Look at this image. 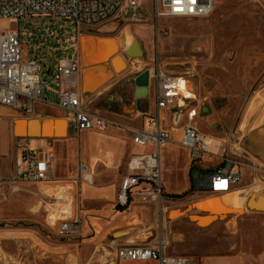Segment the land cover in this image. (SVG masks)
<instances>
[{
	"label": "rangeland",
	"instance_id": "1",
	"mask_svg": "<svg viewBox=\"0 0 264 264\" xmlns=\"http://www.w3.org/2000/svg\"><path fill=\"white\" fill-rule=\"evenodd\" d=\"M120 1L126 3V0ZM103 24L114 27V30L101 32L99 27ZM154 24L147 6L130 9L123 15L122 20H108L94 26L78 24L72 18L59 16L33 15L21 19L0 20V28L19 30L25 54L36 57L42 64L48 98L52 102L56 101L55 91L58 87L55 76L48 74V69H55L63 57L73 54L79 57L83 35L106 34L108 37L114 36L113 39L99 42L92 55L85 54L86 62L90 64L98 59L105 60L113 53L114 47L124 51L126 44L129 47L138 39L144 49L143 57L133 49L131 56L137 58H130L129 65L120 73L127 72L130 82L141 70L137 69L133 62L141 60L144 66L150 61L155 49L159 50L163 63L178 72H185L192 63L195 64V75L191 81L196 95L194 105L198 108L197 125L203 133L213 137L237 133L247 135L250 128L264 122V0H216V8L209 17L161 18L158 28ZM116 65L118 72L125 68L118 62ZM103 68L106 69V65ZM97 77L95 74L90 85ZM86 89L89 87L86 86ZM128 89L125 87V90ZM164 120L165 125L172 124L167 114ZM58 127V134H64L62 127ZM174 130L180 132L179 127ZM75 135L76 132L68 137ZM171 144L165 163L173 167L179 165L178 170L183 173L185 164L179 162L186 160L184 150L179 149L176 141ZM210 161L211 159L204 158L198 164L189 166V177L195 182L203 170L215 168L216 162ZM126 170V166L121 168L122 177ZM177 174L173 173L171 180L174 186L179 184L182 187L185 185V179L181 174ZM191 185L192 181L187 188L183 187L178 192H167L166 195V226L170 235L171 253L197 260L194 255L196 249L205 248L218 254L231 253L237 248L252 255L264 251V212L246 210V201L252 191L247 193L240 187L230 194H238V198L216 199L215 203L229 201L231 205L226 209H218L222 215L213 216L199 214L200 212L194 210L193 206L198 202L195 196L206 195L194 194ZM186 191L188 194L184 197L174 196ZM229 212L233 213L227 214ZM230 219L237 222L235 235L227 226ZM0 223H4L0 228H26L28 231L24 236L0 239L3 258H0V264L132 263L116 258L112 235L104 240L105 245L98 249L94 247L90 257L87 256L88 251L81 256L82 245L78 247V252L72 250L71 245L78 246L85 238L80 234L62 237L58 233V225H49L43 214L32 215L15 211ZM122 234L124 233L119 235Z\"/></svg>",
	"mask_w": 264,
	"mask_h": 264
},
{
	"label": "built area",
	"instance_id": "2",
	"mask_svg": "<svg viewBox=\"0 0 264 264\" xmlns=\"http://www.w3.org/2000/svg\"><path fill=\"white\" fill-rule=\"evenodd\" d=\"M259 1V0H255ZM147 6L157 28L161 18L202 19L215 10L216 0H0V20L21 19L27 16H59L72 18L78 24L94 26L108 20H122L130 9ZM140 20L139 18H136ZM18 29L0 28V105L13 109L19 116H34L38 104L62 110L68 126L75 132L116 128L130 133L135 145L146 148L134 153L127 163L118 191V203L128 206L134 201L156 208L154 225L142 228L146 238L136 243L119 244L117 257L128 261H153L154 264H197L185 255L170 254V235L167 230L168 207L163 184L162 150L173 141L175 127L180 128L179 144L189 151L191 162L202 159L216 162L214 169L203 171L193 183L194 194H229L239 187L260 186L264 191V160L252 156L244 148L243 135L226 134L213 137L200 131L197 125L198 108L192 87L195 64L185 72L168 68L155 49L141 72H150V91L155 107L146 113L148 121L142 126L125 115H111L91 108L92 94L81 86V61L77 54L63 57L48 74L57 82L56 101L48 99L45 72L36 57L25 54ZM179 114L177 115V113ZM170 116L171 125L164 124ZM28 139V138H23ZM32 140V139H29ZM46 148H31L23 143L9 178L3 177L0 164V186L15 192L19 185L51 180L55 176L51 142ZM79 179L93 182L88 166L79 162ZM81 214L62 219L58 233L63 237L78 235L83 227ZM140 231V230H137Z\"/></svg>",
	"mask_w": 264,
	"mask_h": 264
},
{
	"label": "crops",
	"instance_id": "3",
	"mask_svg": "<svg viewBox=\"0 0 264 264\" xmlns=\"http://www.w3.org/2000/svg\"><path fill=\"white\" fill-rule=\"evenodd\" d=\"M113 28L104 24L99 27L103 33L113 31ZM127 46L126 44V48ZM141 47L144 51L142 45ZM79 51L81 86L85 94H92V97H94L91 108L111 115H125L133 118L135 119L134 123L138 126H142L148 121L146 113L152 111L155 107L152 92L150 91L147 97L138 98L135 94V77L132 82H130L127 72L114 77L116 74L110 59H108V64H105L106 69H104V74L107 77L106 81L94 91L86 89L85 69L93 65L83 61L81 44ZM124 59L127 62L125 57ZM94 76L95 74H91L88 77L89 84ZM125 87L129 89L125 90ZM46 91L48 97V88ZM34 116L41 118L43 122L61 116L68 123L67 119L64 118V112L55 106L38 104ZM18 117L21 116L17 115L13 109L0 105V164L3 177L9 178L11 176L14 164L21 154L19 145L26 143L31 148L43 149L48 147V141L51 142V150L54 156L55 176L47 181L20 184L19 189L15 192L8 187L0 186V221L5 219L7 215H12L17 211L32 215L43 214L46 216L49 225L57 226L60 220L73 218L81 214L84 224L80 235L85 239L78 246L76 245L77 247L72 244L71 249L78 252V247L82 245L81 250L83 252L81 256L88 251L87 256L89 257L92 255L94 247L98 249L101 245H105L103 242L110 235L114 238L112 245L116 246L115 255L117 259H119L117 257V246L119 244L136 243L146 238L147 233L141 232V229L154 225L156 208L151 204H143L137 201L128 206H121L118 203V191L123 178L121 168L123 166L127 168L128 160L132 154L145 151L146 148L135 145L130 133L116 128L83 130L76 133L78 138H76V135L72 138L67 136L62 139L40 138L29 140L17 138L14 132V121ZM180 132L174 130L172 135L173 142L176 141L179 149L184 150L186 155V160L179 162V164H185L184 174L178 170L179 165L173 167L171 164L167 163L166 165L165 163L167 151L172 144L169 143L162 150L163 184L166 195L167 192H178L183 187L187 188L191 181V186H193L194 182L192 177H189L190 169L188 167L193 164L189 157V151L179 144ZM243 144L249 154L264 160V122L250 128L247 135H243ZM79 161H83L88 166L93 177L92 183L79 179L77 173ZM206 171L210 170L207 169ZM175 172L181 174L185 179L184 186L180 187L179 184L174 186L171 175ZM13 194L15 195L11 196ZM225 195L227 194L219 196L223 197ZM203 201L201 199L199 202ZM215 212L223 214L219 210ZM199 214L207 215L208 213L200 212ZM227 226L231 233L235 235L237 222L235 223L234 220L230 219ZM119 232L124 234L119 235L121 234ZM27 234L26 228H0V239L20 237ZM116 234L119 236L116 237ZM169 253L176 254L170 251ZM194 255L197 257V264H264V251L252 255L250 252L238 250L237 248L236 251L231 253L218 254L204 248L203 250L196 249ZM77 260L79 261L78 258ZM119 260L132 262L131 264H154L153 261Z\"/></svg>",
	"mask_w": 264,
	"mask_h": 264
},
{
	"label": "water",
	"instance_id": "4",
	"mask_svg": "<svg viewBox=\"0 0 264 264\" xmlns=\"http://www.w3.org/2000/svg\"><path fill=\"white\" fill-rule=\"evenodd\" d=\"M94 37L99 38H108L106 34L94 35ZM82 42V41H81ZM121 46V44H120ZM82 48V45H81ZM136 49L138 55L143 57L144 51L142 50L141 43L138 39H135L132 45L127 47L124 51L120 50L110 56V60L114 65L115 74L118 75L125 71L127 66L129 65V59H136V56H131L132 50ZM123 53V54H122ZM127 59H124V57ZM122 58L124 61V70L118 72V67L116 62H118V58ZM121 66V64H120ZM134 82L136 85L135 94L138 98L147 97L150 93V72L148 69H145L138 73ZM36 108V107H35ZM179 112L177 113V115ZM62 127V135L58 134L59 127ZM14 132L17 138H28V139H62L69 135H73L75 132L74 126L66 123V120L61 116L56 119H47L45 122L41 120V118L37 116H21L15 119L14 121ZM219 195H210L206 197V200L203 202H195L194 210L197 212H205L213 216L222 215L217 214L215 211H218V206L215 203V200L218 199ZM247 210L255 211V212H264V193H259L257 196L252 194L247 200ZM212 213V214H211ZM233 213V212H230ZM227 213V214H230ZM226 214V215H227Z\"/></svg>",
	"mask_w": 264,
	"mask_h": 264
},
{
	"label": "bare ground",
	"instance_id": "5",
	"mask_svg": "<svg viewBox=\"0 0 264 264\" xmlns=\"http://www.w3.org/2000/svg\"><path fill=\"white\" fill-rule=\"evenodd\" d=\"M89 36V37H88ZM94 35H86V36H82L81 38V41H80V44L82 45V48H81V53H83V61L85 63L86 62V58H85V54L87 55H92L98 48V43L99 42H102L106 39H113V37H108V38H97V37H92ZM117 51H119V49L117 47H114L113 49V53H111L107 60H95L93 62H91L90 64H92L93 66H90L89 68H86L85 69V82H86V86L89 87V89L91 91H94L97 87H99L101 84H103V82L106 80V75L104 74V68L103 66H105V64L107 63L108 59L110 58L111 55H113L114 53H116ZM85 52V53H84ZM124 60L122 58H118V63L121 64V66H124ZM135 63V67L137 69H140L142 64H141V60H136L135 62H133V64ZM108 64V63H107ZM91 74H97L98 77L97 79L95 80V82L90 85L88 83V77L91 75ZM248 122V121H246ZM245 122V123H246ZM245 125V124H244ZM247 128V127H246ZM240 188V187H239ZM238 188V189H239ZM243 189H245L246 191L245 192H250L252 191V194H255L256 196L260 193V192H263V191H260L262 190V188L260 186H252V187H248V188H245L243 187ZM234 192V191H233ZM231 192V193H233ZM231 193L223 196L225 200H231L233 197H236L238 198L239 195L238 194H233V195H230ZM251 194V195H252ZM197 197L196 199L198 200V202L203 199V198H206L207 196H195ZM223 197H219L218 199H222ZM248 200V199H247ZM242 203V202H241ZM229 204L231 205V203H229V201H225V202H222V203H219L217 202L216 205L218 206V209L222 210V209H226ZM246 207H247V201H246ZM247 210V209H246ZM121 233V232H119ZM118 234V233H117ZM116 234V235H117ZM118 236V235H117ZM2 250L0 249V258H2V254H1ZM10 260V259H9ZM7 264V263H6Z\"/></svg>",
	"mask_w": 264,
	"mask_h": 264
},
{
	"label": "trees",
	"instance_id": "6",
	"mask_svg": "<svg viewBox=\"0 0 264 264\" xmlns=\"http://www.w3.org/2000/svg\"><path fill=\"white\" fill-rule=\"evenodd\" d=\"M188 194V192L180 193V194H175V197H184ZM4 226V223H0V227Z\"/></svg>",
	"mask_w": 264,
	"mask_h": 264
}]
</instances>
